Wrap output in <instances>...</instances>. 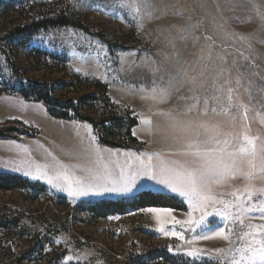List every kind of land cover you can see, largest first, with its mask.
I'll use <instances>...</instances> for the list:
<instances>
[{"label":"rangeland","instance_id":"rangeland-1","mask_svg":"<svg viewBox=\"0 0 264 264\" xmlns=\"http://www.w3.org/2000/svg\"><path fill=\"white\" fill-rule=\"evenodd\" d=\"M121 3L0 0V47L6 38L12 58L8 62L0 48V173L46 187L42 193L0 189V264H173L159 256L163 249L192 264H230L232 259L264 264L244 247L252 236L241 241L236 235L249 231L260 238L247 225L264 223L260 219L262 175L251 180L237 175L212 184L217 198L235 202L231 195L235 192L245 207L256 205L254 211L243 214V225L233 219L239 214L237 208L225 210L218 204L215 207L226 216L214 212L195 231L175 224L171 216L186 221L189 213L199 218L200 211L158 180L141 174L130 191L102 190L121 188L137 171L142 172L136 160L141 153L159 152L167 161L192 167L195 158L182 154L184 145L175 138L190 124H215L222 133L247 131L259 138L257 144L264 142V0H148L150 7H141L139 13L120 7ZM58 16L81 26L46 29L28 47L9 41L15 28ZM21 77L48 84L72 82L73 86L57 88L50 96L57 103L49 105L36 96H22ZM98 82L107 86L111 102L82 109L93 122L51 114L50 109L63 113V104L82 95L102 96ZM227 87L233 89L234 102L247 107L246 120L240 118L242 109L233 107L225 115L217 107L226 102ZM101 113L106 119L115 117L117 123L103 124ZM123 120H137L131 132L138 142L126 135L128 125L121 124ZM153 163H157L155 157ZM61 171L84 180L93 191L74 195L66 182H48V177ZM249 187L257 189L250 201L245 193ZM142 191L175 197L186 208L153 206L106 218L91 216L84 208ZM150 208L171 209V216L160 213L165 231L180 233L184 239L159 231L160 220L147 211ZM221 228L229 240L215 235ZM206 235L213 238H200Z\"/></svg>","mask_w":264,"mask_h":264},{"label":"snow or ice","instance_id":"snow-or-ice-1","mask_svg":"<svg viewBox=\"0 0 264 264\" xmlns=\"http://www.w3.org/2000/svg\"><path fill=\"white\" fill-rule=\"evenodd\" d=\"M122 8L131 9L134 13H139L141 7H150L148 0H122L120 4ZM207 38V37H206ZM215 83V81H214ZM239 83V81H237ZM228 84V81H225ZM224 86H221L223 89ZM220 90V89H218ZM226 91L229 95L226 98L225 103H219L217 107L220 108L221 112L225 115L231 113L233 107L240 111V118L247 119V107L242 103L236 104L231 95L233 89L227 87ZM163 92V90H161ZM212 99L219 100V97H212ZM204 114L208 112V98L204 100ZM195 105H193L194 107ZM217 107H213V112L217 111ZM191 109H189L190 111ZM236 117L233 116V120ZM142 123L151 124V121L144 120ZM244 129H247L248 125H243ZM135 135V132H133ZM176 140L184 145L182 154L192 156L193 160L192 167H185L179 161H167L159 152L156 153H141L137 156V164L142 172L137 171L135 176L130 177L129 181L124 183L121 188L115 187H104L102 190L107 192L115 191H130L134 185L136 176L143 174L158 182L171 191L179 193L181 196L186 197L189 204L194 211H200L201 215L199 218L192 217L189 213V219L186 221L177 220L174 216H171V209H156L150 208L147 211L156 213L158 220H160L159 231L164 232L165 235L178 236L180 239H184L183 235L172 231L171 233L166 232L164 228V221L160 219V213H167L171 216V220L175 224L189 225L192 231L196 228H200L206 217L217 213L222 216H226V212L217 209L216 205H224L225 210L231 207L238 209V215L234 216V220H239L240 224L243 225V214L252 212L256 209V205L253 204L250 207H245L243 198L238 196L237 193L233 192L231 195L236 197L235 202L225 201L222 198H217L213 194L212 184L221 183L222 180L228 177H235L237 175H246L248 179H252L256 175L264 176V142L257 144L258 137L250 136L247 131H241L236 134L234 132H221V128L215 124H209L207 122H201L196 125H188L185 128H181ZM147 156V159L142 157ZM156 158L157 163H153V158ZM178 165V167H173ZM41 166H38L37 170H40ZM47 168V165L43 166ZM46 175V173H45ZM97 179L100 176L97 175ZM53 180L64 181L67 183L69 190L74 195H88L93 191L91 185H85V181L78 178L69 176L66 172H58L53 177H48V182L52 183ZM255 188H246L245 193L247 194V200H252L253 193L256 192ZM259 191L264 192V189ZM95 194H99L97 191ZM211 208V210H209ZM261 220H264V210L260 216ZM248 228L255 229L259 233L260 238L257 239L252 232L243 231L236 235L241 241L245 240V237L252 236V242L248 243L245 241L244 247L251 251L252 258H258L264 261V223L262 224H250ZM216 236L223 239L229 240L230 237L225 233L224 229L221 228L215 232ZM201 239H211V235L200 237ZM255 245V246H254ZM218 252H224V249H217ZM228 251H233L229 249ZM237 252H243V248L235 249ZM189 255H195V252L189 253ZM230 264H240L239 260L232 259Z\"/></svg>","mask_w":264,"mask_h":264},{"label":"trees","instance_id":"trees-1","mask_svg":"<svg viewBox=\"0 0 264 264\" xmlns=\"http://www.w3.org/2000/svg\"><path fill=\"white\" fill-rule=\"evenodd\" d=\"M7 1L13 3L16 0ZM63 26H74L78 28L79 26H81V24L73 19L64 16L41 19L28 23L22 27L19 26L15 28L9 34V41L11 40L10 42L16 43L18 47H28V43L30 42V40H32V38L38 33L49 28ZM2 41L3 43L1 44L3 46L1 45L0 47L2 49V53L4 57L8 60V62H11V53L7 49L8 41L6 38H2ZM20 86L21 87L19 89V92L25 98L36 96L38 99L44 100L47 104L50 105L57 103V101H53L50 99L51 94H53L57 88L63 89L65 87H70L73 86V83L58 82L48 84L43 81H35L21 77ZM96 86L102 91V96H97L95 94L88 96L82 95L78 97L75 101H70L66 103V105L63 104V113L57 112L55 109H50L51 114L62 119H69L71 118V116H75L77 118H80V120L93 122V119L85 115L82 109L87 106L92 107L96 106L97 104L103 103L106 105L107 103L109 104L111 102L110 97L108 96L107 86L101 82H98ZM101 118L103 120V124H106V122H109L110 120L116 122L115 117L113 116L106 119L105 113H101ZM122 123L128 125L126 135L131 138L132 142H138V139L134 137L131 132V128L137 124V120H123V122L121 121V124ZM115 126H118V124H116ZM106 128L109 127H105V129ZM109 144H113L115 146L118 143L111 142ZM0 189H30L32 191H35L36 193H42L46 191V187L40 185L39 183H34L22 176L7 173H0ZM153 206L171 207L182 210L186 208L185 204L181 200L163 193H156L153 191H142L131 198H122L117 200L103 199L95 203L85 205L84 208L88 213H90L91 216L93 215L99 218H106L110 215L125 214L130 211L138 210L140 208ZM158 254L159 256L164 257L167 261H170L173 264H192L189 259L183 256L172 255L164 249L161 250Z\"/></svg>","mask_w":264,"mask_h":264}]
</instances>
